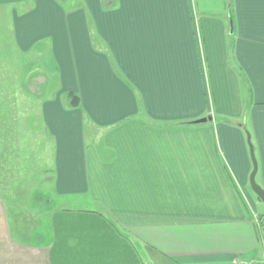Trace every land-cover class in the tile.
Here are the masks:
<instances>
[{
  "label": "crops",
  "instance_id": "0c3cea01",
  "mask_svg": "<svg viewBox=\"0 0 264 264\" xmlns=\"http://www.w3.org/2000/svg\"><path fill=\"white\" fill-rule=\"evenodd\" d=\"M0 5L14 11L20 50L39 56L44 44L57 94L81 98L76 109L60 95L41 103L53 177L47 207L21 239L0 195V264L259 257L253 215H264V204L250 184L248 133L264 189V0Z\"/></svg>",
  "mask_w": 264,
  "mask_h": 264
},
{
  "label": "rangeland",
  "instance_id": "374dc122",
  "mask_svg": "<svg viewBox=\"0 0 264 264\" xmlns=\"http://www.w3.org/2000/svg\"><path fill=\"white\" fill-rule=\"evenodd\" d=\"M26 8L16 6V11L22 14ZM13 13L12 7L0 5V195L8 202L17 236L23 239L41 225L38 214L47 207L46 194L51 191L53 178L48 167L51 144L41 123V103L58 95L62 98L64 93L57 94L44 44L36 50L39 56L33 48L22 51L16 45ZM55 203L84 206L76 200Z\"/></svg>",
  "mask_w": 264,
  "mask_h": 264
},
{
  "label": "water",
  "instance_id": "95a60500",
  "mask_svg": "<svg viewBox=\"0 0 264 264\" xmlns=\"http://www.w3.org/2000/svg\"><path fill=\"white\" fill-rule=\"evenodd\" d=\"M232 31L233 30L231 29V32ZM212 120H213L212 117H207V118L199 119V120L195 121V123H206V122L212 121ZM248 140H249V145L251 148V155H252V160H253V165H254V170H253L251 177H250V184H251V188H252L253 192L256 194V196L264 204V189L256 181V176H257V172H258V163H257V159L255 157L254 147H253V144L251 142V135L249 133H248Z\"/></svg>",
  "mask_w": 264,
  "mask_h": 264
},
{
  "label": "built area",
  "instance_id": "2783aa9c",
  "mask_svg": "<svg viewBox=\"0 0 264 264\" xmlns=\"http://www.w3.org/2000/svg\"><path fill=\"white\" fill-rule=\"evenodd\" d=\"M253 222L256 227V230L260 235V248L261 252L259 257L251 263H236V264H264V215L254 213Z\"/></svg>",
  "mask_w": 264,
  "mask_h": 264
},
{
  "label": "trees",
  "instance_id": "16d2710c",
  "mask_svg": "<svg viewBox=\"0 0 264 264\" xmlns=\"http://www.w3.org/2000/svg\"><path fill=\"white\" fill-rule=\"evenodd\" d=\"M229 6L232 7L231 2H229L228 7ZM62 102H63V105L65 108L76 109V108H79L81 105V98H80V95L78 93H76L74 91H68L62 95ZM40 195L43 196L42 194H40Z\"/></svg>",
  "mask_w": 264,
  "mask_h": 264
}]
</instances>
